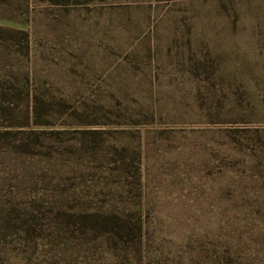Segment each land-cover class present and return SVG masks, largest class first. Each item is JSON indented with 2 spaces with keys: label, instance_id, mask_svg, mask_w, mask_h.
Here are the masks:
<instances>
[{
  "label": "rangeland",
  "instance_id": "rangeland-1",
  "mask_svg": "<svg viewBox=\"0 0 264 264\" xmlns=\"http://www.w3.org/2000/svg\"><path fill=\"white\" fill-rule=\"evenodd\" d=\"M0 264H264V0H0Z\"/></svg>",
  "mask_w": 264,
  "mask_h": 264
},
{
  "label": "trees",
  "instance_id": "trees-1",
  "mask_svg": "<svg viewBox=\"0 0 264 264\" xmlns=\"http://www.w3.org/2000/svg\"><path fill=\"white\" fill-rule=\"evenodd\" d=\"M65 1H68V0H65ZM115 221L117 222V223H115ZM105 224H108L109 226H111V227H113L114 226V224H115V227L114 228H112V229H120V231H122V232H124L125 234H126V226L128 225L127 223L126 224H122L118 219H116V218H109L108 219V221L106 220L105 222H103V225H105Z\"/></svg>",
  "mask_w": 264,
  "mask_h": 264
}]
</instances>
